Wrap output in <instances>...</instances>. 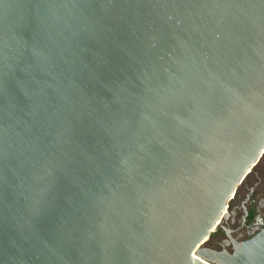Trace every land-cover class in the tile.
Here are the masks:
<instances>
[{"label":"water","instance_id":"water-1","mask_svg":"<svg viewBox=\"0 0 264 264\" xmlns=\"http://www.w3.org/2000/svg\"><path fill=\"white\" fill-rule=\"evenodd\" d=\"M263 155L264 0H0V264H264Z\"/></svg>","mask_w":264,"mask_h":264},{"label":"flooded vegetation","instance_id":"flooded-vegetation-1","mask_svg":"<svg viewBox=\"0 0 264 264\" xmlns=\"http://www.w3.org/2000/svg\"><path fill=\"white\" fill-rule=\"evenodd\" d=\"M264 227V155L245 177L228 205L227 215L206 243L213 250L234 251L235 242L251 238Z\"/></svg>","mask_w":264,"mask_h":264},{"label":"rangeland","instance_id":"rangeland-1","mask_svg":"<svg viewBox=\"0 0 264 264\" xmlns=\"http://www.w3.org/2000/svg\"><path fill=\"white\" fill-rule=\"evenodd\" d=\"M217 230H218V229H217ZM216 232H217V231H216ZM216 232H215L214 234H216ZM214 234H213V235H214Z\"/></svg>","mask_w":264,"mask_h":264}]
</instances>
